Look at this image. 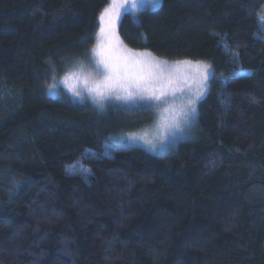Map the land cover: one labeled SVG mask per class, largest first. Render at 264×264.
Wrapping results in <instances>:
<instances>
[{
  "label": "trees",
  "instance_id": "trees-1",
  "mask_svg": "<svg viewBox=\"0 0 264 264\" xmlns=\"http://www.w3.org/2000/svg\"><path fill=\"white\" fill-rule=\"evenodd\" d=\"M109 3L0 0V264H264V0L122 16L120 46L211 66L163 154L126 137L154 107L48 93L89 61Z\"/></svg>",
  "mask_w": 264,
  "mask_h": 264
},
{
  "label": "rangeland",
  "instance_id": "rangeland-1",
  "mask_svg": "<svg viewBox=\"0 0 264 264\" xmlns=\"http://www.w3.org/2000/svg\"><path fill=\"white\" fill-rule=\"evenodd\" d=\"M162 4V0H141L138 8L133 9L130 14L136 15L138 12L143 10H156ZM112 6V0L106 9H109ZM105 9V10H106ZM120 11V16L116 18L115 21V36L117 35L118 25L119 22L124 14V9H118ZM105 12V11H104ZM104 14V13H103ZM102 14V15H103ZM101 28V27H100ZM116 50L112 53L114 56L116 55H123L122 50H127L128 53H143V52H136L127 47L120 46L116 41ZM101 44L107 46L108 42L102 40L100 36V31L97 37V43L92 50L89 61L84 62L81 66L76 68H72L67 70L65 74L61 75L58 78L54 85L48 90V93L51 97H57L61 93L60 91L64 92L68 96H70L73 100L83 103L91 102L94 106L101 108L98 106L96 100L93 98V94L89 91V89H94L96 84L103 80V74L97 73L94 70V64L96 59H98L94 50L98 49ZM156 61H159L155 59ZM164 66L169 70L172 76V86L177 89L175 96H176V103L172 105L171 97H169L168 104H158L155 101L152 102H140L138 104L134 103H125L124 101L117 100L114 97H110L103 101V107L106 108L110 105L113 106H132V107H139V106H147V107H154L156 110V121L152 127L145 128L133 135H127V140L130 143L139 144L146 147L148 150L163 154V152L168 149L172 143H175L185 136H188L191 133V130L194 126L195 117H196V108L198 103L204 98L205 93L207 91L208 81L211 77V66L207 62L202 61H179L174 63L164 62ZM199 66V67H197ZM207 70L208 79L204 80L202 78V73L204 70ZM146 72H155L156 69L153 67L152 69H145ZM150 89H155L157 93L159 92L161 82L159 80H150L147 84ZM167 87V85H164ZM79 92L80 95L77 96L76 93ZM197 93H201L198 98L195 99L194 107L195 111L189 118L188 124H183L182 129H169L165 132L164 125L173 119L174 114H170L165 111L166 108L169 106H174L175 108L181 107V100L180 98L183 96L185 99L187 96H196ZM116 139V138H112ZM163 139V144L161 140ZM177 140V141H176ZM151 141V143H148ZM116 142V141H115ZM153 145H155V150H153Z\"/></svg>",
  "mask_w": 264,
  "mask_h": 264
},
{
  "label": "snow or ice",
  "instance_id": "snow-or-ice-1",
  "mask_svg": "<svg viewBox=\"0 0 264 264\" xmlns=\"http://www.w3.org/2000/svg\"><path fill=\"white\" fill-rule=\"evenodd\" d=\"M141 0H112V6L106 9L100 17L101 28L100 36L102 40L108 42L107 46L101 44L94 52L98 59L94 64V70L97 73L103 74V80L98 82L94 89H89L93 94L98 106L103 107V101L110 97L125 103L138 104L140 102L155 101L158 104H168L171 97L172 105L176 103L175 93L177 89L172 86V76L169 70L164 66L163 61H156L150 53H128L127 50H122L123 55L114 56L112 53L116 50L115 36V21L120 16L118 9H124V12L130 13L133 9L138 8ZM155 67V72H146L145 69ZM199 67V66H197ZM204 80L208 79V73L205 69L202 73ZM159 80L161 87L159 92L155 89H150L147 84L150 80ZM167 85L165 87L164 85ZM80 95L79 92L76 93ZM196 96L181 97V107L178 109L174 106H169L165 109L166 112L173 115V119L164 125L165 132L169 129H182L183 124L189 123V118L194 113L195 109L192 105ZM148 143H151L149 141ZM163 144V139L161 140ZM155 150V145L152 146Z\"/></svg>",
  "mask_w": 264,
  "mask_h": 264
}]
</instances>
